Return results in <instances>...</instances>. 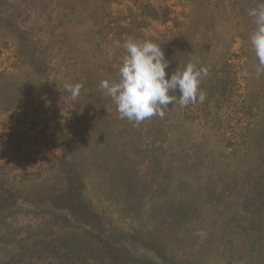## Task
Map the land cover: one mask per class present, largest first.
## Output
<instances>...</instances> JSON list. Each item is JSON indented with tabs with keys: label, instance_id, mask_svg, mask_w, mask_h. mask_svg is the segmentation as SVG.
<instances>
[{
	"label": "rangeland",
	"instance_id": "rangeland-1",
	"mask_svg": "<svg viewBox=\"0 0 264 264\" xmlns=\"http://www.w3.org/2000/svg\"><path fill=\"white\" fill-rule=\"evenodd\" d=\"M68 2L0 0V264H264L257 0H150L170 12L146 33L168 76L189 61L208 76L203 103L139 125L99 88L120 44L98 54L87 21L60 28Z\"/></svg>",
	"mask_w": 264,
	"mask_h": 264
},
{
	"label": "clouds",
	"instance_id": "clouds-1",
	"mask_svg": "<svg viewBox=\"0 0 264 264\" xmlns=\"http://www.w3.org/2000/svg\"><path fill=\"white\" fill-rule=\"evenodd\" d=\"M247 14L255 25L249 43L257 58L255 72L259 76L264 74V0H257ZM122 48V60L114 65L118 81L102 79L99 83V88L116 106L120 119L139 125L154 116L163 118L170 104H178L183 109L204 102L206 94L200 85L208 76L206 67L189 61L168 76L169 61L160 44L130 37L123 42ZM62 87L68 94L67 99L76 101L83 84L66 82Z\"/></svg>",
	"mask_w": 264,
	"mask_h": 264
},
{
	"label": "trees",
	"instance_id": "trees-1",
	"mask_svg": "<svg viewBox=\"0 0 264 264\" xmlns=\"http://www.w3.org/2000/svg\"><path fill=\"white\" fill-rule=\"evenodd\" d=\"M124 1L133 2L134 7L139 8L140 12L133 13V10L128 8L127 16L121 15L120 18H115L111 11L112 4ZM64 16H71L77 21L71 22L72 19L61 21L60 28L69 26L72 29L74 26L80 33L84 31V24L80 23L83 20L87 21V28L84 32H88L90 40L84 41L85 47L90 51L101 54L106 50V44H113L114 41H117L120 47L115 48L111 45V48L116 51V58L123 57L122 44L126 39L131 37L145 40L151 22L166 26L170 21L168 7L155 6L151 4L150 0H69L64 6ZM110 35L113 38L111 40L109 39ZM103 46H105L104 50Z\"/></svg>",
	"mask_w": 264,
	"mask_h": 264
}]
</instances>
